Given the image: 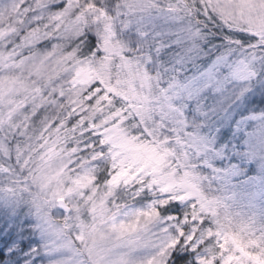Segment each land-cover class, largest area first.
Here are the masks:
<instances>
[{"label":"rangeland","instance_id":"374dc122","mask_svg":"<svg viewBox=\"0 0 264 264\" xmlns=\"http://www.w3.org/2000/svg\"><path fill=\"white\" fill-rule=\"evenodd\" d=\"M170 1L0 0V76L12 70L6 50L17 53L16 60L35 57L34 72L50 85L39 99L47 98L51 108L49 101L63 104L66 93L72 95L73 114L51 127L70 130L73 111L82 109L76 93L94 83L119 98L102 123L83 122L89 131L81 135L88 139L68 145L76 148L74 158L92 164L84 172L73 168L58 190L56 205L64 200L68 214L59 208L45 213L46 197L0 172V241L7 245L0 244V264H161L160 252L180 235L194 237L193 248L215 240L218 254L198 253L199 264H264V81L253 86L264 48L250 57L223 51L204 67H186L203 35L183 15L184 5L172 9L180 0ZM227 3L226 19L236 28L250 22L257 6V0ZM85 34L101 43L103 57L70 60L65 48L57 55L65 40ZM117 116L105 130L114 153L97 169L89 154L99 149L85 151V145L94 127ZM112 161L127 179L97 183L96 174L102 182ZM69 200L85 209L75 231L67 222L56 226L72 215ZM170 201L174 210L161 212ZM185 201L191 202L186 210Z\"/></svg>","mask_w":264,"mask_h":264},{"label":"clouds","instance_id":"9594fccd","mask_svg":"<svg viewBox=\"0 0 264 264\" xmlns=\"http://www.w3.org/2000/svg\"><path fill=\"white\" fill-rule=\"evenodd\" d=\"M69 43L70 40H65L57 49V55ZM3 55L12 58V70L0 76V172L26 182V187H31L37 194L46 197L44 209L45 213H49L58 208L56 195L58 190H63L62 182L70 179L69 173H73V168L80 169L81 172L91 169L92 164L84 163L78 156L74 158L76 148L68 146L78 145L88 137H74L71 130L66 127L63 131L59 130L60 125L51 127L58 119L62 124L67 122L68 117L72 115L68 111L72 95L66 93L68 99L63 104L58 105V101L55 100L49 101L52 104L51 108L44 104L47 98L39 99L40 90L50 85L34 72L32 65L35 57L29 59L22 56L20 60H16L17 53L8 52ZM33 76L35 79L32 78ZM76 98L77 106L85 104L79 92L76 93ZM41 104H44L43 112H40ZM108 113L110 106L105 105L103 109L96 104L88 106L87 112L75 121V127L77 130L87 132L89 128L83 127L84 121L90 125L95 119L99 124L108 118ZM123 127L127 129L128 134H131V125L126 124ZM53 145H59V150L50 151ZM77 159H81V163H75ZM107 162L106 154L103 163ZM96 167L99 169L100 165ZM79 174V172L74 173V175ZM69 204L73 207L72 215L56 220V226L63 228L67 222L68 227L75 231L73 225L77 223L76 217L83 215L85 209L80 205L77 210L76 202L72 200H69Z\"/></svg>","mask_w":264,"mask_h":264},{"label":"snow or ice","instance_id":"6c2138e0","mask_svg":"<svg viewBox=\"0 0 264 264\" xmlns=\"http://www.w3.org/2000/svg\"><path fill=\"white\" fill-rule=\"evenodd\" d=\"M58 7L63 8L64 5L59 4ZM199 9L202 10V13L206 18L219 19L223 25H226L231 29H237L239 31L249 33L254 39L258 40L259 43L257 46L264 48V0H257V6L254 13L252 14L253 18L249 23H241L239 28L233 26V20L226 19V16L231 14V8L228 5L227 0H202L199 5ZM82 43L85 48L89 49L90 54H93L96 57H103L104 49L101 47L100 42L98 45H94L91 37L86 36V39L82 40ZM89 91L93 93L87 97L89 103L99 106L109 103V101L106 99V95L111 94L106 93V89L99 82L94 83ZM118 99V97H113L111 101V103L115 104L116 107H119ZM114 110V108L110 107V112ZM119 119L120 117L117 116L115 119H109L107 123L99 125V130H97L95 127L92 129L93 140L90 141L89 144L85 145V151H87L89 147L92 149H99L98 154L93 152V161L97 165L104 161L106 154L108 159H111V156L114 153L115 145L109 144L105 130L111 127V125L116 123ZM131 119H135V117L133 116ZM125 123H127V121H125ZM126 159V157L121 158L122 161H125ZM75 163H77V161H75ZM121 166H123V163ZM109 169L110 170L106 172V178L103 179L102 182L98 176V173L96 174L97 183L107 184L109 181L120 180L122 177L127 179L125 173L119 171L115 161H112V163L109 165ZM172 202L173 201H170L169 203L163 205L161 212H172L174 209L168 207V205H170ZM190 203L191 202L189 201L183 202L185 210L188 208ZM37 210L40 211L38 208ZM177 218L181 217L178 216ZM0 244H4V242L0 241ZM194 244V237H189V239L186 241L185 235H180L178 242L171 249L162 250L160 252L161 264H199L200 258L198 255V249L192 247ZM4 246L6 247L7 245L4 244ZM2 250L3 249L0 248V252H2ZM0 259H2V257H0Z\"/></svg>","mask_w":264,"mask_h":264},{"label":"trees","instance_id":"16d2710c","mask_svg":"<svg viewBox=\"0 0 264 264\" xmlns=\"http://www.w3.org/2000/svg\"><path fill=\"white\" fill-rule=\"evenodd\" d=\"M169 3L171 4L170 0H169ZM181 5H184L182 8H184L185 14L183 15H185L188 19L192 20L194 24L198 25V27L201 29V34L203 35V37H201L202 39L200 42V47L196 48L197 51L193 52L191 55L193 57L192 60L194 62L187 63L186 67L190 63H192L191 65H199V66L204 67L206 64H208L212 60V57L220 54L223 51H226L228 53L234 51L235 53H238L239 51L242 50L245 53L249 54L248 57L252 56L253 53L256 51V48L258 47L256 46L257 39H254L249 33L242 32L237 29H231L228 26L223 25L219 21V19L206 18L203 15L202 10L199 9L200 4L197 3L195 0H180L177 2L175 6H172V9L174 11H177L181 7ZM175 14H177V12ZM84 39H86V36L79 38L78 39L79 42L77 43L78 40L74 38L71 40V43H69L68 46L65 47V55L69 56L70 60L71 59L74 60L75 58L77 59L87 58V56L89 55V49L85 48L82 43V40ZM91 39L94 44V40L92 37ZM229 48H230V51H227ZM72 50H73L72 55L68 54ZM6 53H8V50H6ZM201 54L204 56L199 57ZM262 54H264V51ZM255 78L256 79L253 82L254 83L253 86L256 84L258 86L261 82L264 81V66L256 70ZM92 94L93 93H91L88 89L84 91V93H82V98L84 100H88L87 97ZM106 99L109 101V103L100 105V107L103 109L105 105H107L110 107L112 106V108L116 109L115 104L111 103L113 98H110V95H106ZM91 105H92L91 103L87 102L85 104H82V106L80 107H82V109L85 110V108L87 109L88 106H91ZM78 110L79 111L75 109V111H73V112H77V115L76 113H74L75 117L72 118L73 124H71V126L69 127L71 132L73 133V136L74 134H76V136H82L81 130H77L75 127V121L78 120L77 117L80 118L81 116L84 115L81 109H78ZM107 115H110V114L108 113ZM85 124L83 127H86ZM84 136H87V134ZM214 243H215V240L213 238H209L206 241H204L201 245H199L198 248L196 249H198V253H207V249H212L215 251L216 254H218L219 250H215L216 247ZM217 263L218 261L216 260L215 264Z\"/></svg>","mask_w":264,"mask_h":264},{"label":"water","instance_id":"95a60500","mask_svg":"<svg viewBox=\"0 0 264 264\" xmlns=\"http://www.w3.org/2000/svg\"><path fill=\"white\" fill-rule=\"evenodd\" d=\"M57 206L60 210H62L64 213L68 214L70 211V208L67 206L66 202L64 200H58ZM62 208V209H61Z\"/></svg>","mask_w":264,"mask_h":264}]
</instances>
